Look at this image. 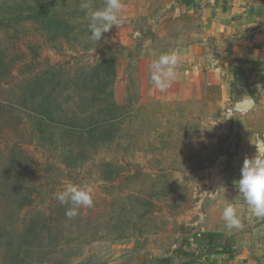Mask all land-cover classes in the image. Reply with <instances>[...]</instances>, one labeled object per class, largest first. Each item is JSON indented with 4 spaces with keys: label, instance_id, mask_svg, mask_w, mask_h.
I'll return each mask as SVG.
<instances>
[{
    "label": "rangeland",
    "instance_id": "374dc122",
    "mask_svg": "<svg viewBox=\"0 0 264 264\" xmlns=\"http://www.w3.org/2000/svg\"><path fill=\"white\" fill-rule=\"evenodd\" d=\"M84 2L105 0H0V264H227L228 237L264 264V218L234 183L264 152V107L207 94L209 0H122L98 43ZM170 51L161 92L150 65ZM67 182L94 188L72 218L55 195ZM209 232L222 244L205 247Z\"/></svg>",
    "mask_w": 264,
    "mask_h": 264
},
{
    "label": "crops",
    "instance_id": "0c3cea01",
    "mask_svg": "<svg viewBox=\"0 0 264 264\" xmlns=\"http://www.w3.org/2000/svg\"><path fill=\"white\" fill-rule=\"evenodd\" d=\"M209 2L213 48L217 54V65L212 72L218 81L208 83L207 94L227 96V100L232 98L235 110L241 113L250 112L258 106L257 103L264 107V69L256 67L255 70H251L253 61L264 62V0H209ZM234 68L245 69L246 78L244 85H236L233 94L231 71ZM225 74L227 84L223 86L220 85L219 79L221 75L225 77ZM223 81L225 82V78ZM247 92L255 104L249 111H244L242 108ZM204 239V246L207 248L222 244V238L212 241L206 237ZM229 240L228 237L227 248L219 249L221 254L227 255V264H259L250 256L243 255L245 253L234 252L235 250L228 245ZM226 250L227 252H224Z\"/></svg>",
    "mask_w": 264,
    "mask_h": 264
},
{
    "label": "clouds",
    "instance_id": "9594fccd",
    "mask_svg": "<svg viewBox=\"0 0 264 264\" xmlns=\"http://www.w3.org/2000/svg\"><path fill=\"white\" fill-rule=\"evenodd\" d=\"M81 8L89 10L88 29L91 33L89 39L97 43L113 27L119 29L125 20L122 0H105L104 6L97 10H91V3L84 2ZM178 68L179 57L175 51L161 54L150 65V79L154 87L161 92L166 91L177 79ZM234 183L238 185L239 195L243 197L252 215L264 218V152L257 149L254 156L245 158L241 168V178ZM93 192L94 188L90 184L81 186L67 182L64 190L55 195L60 203L71 205L65 214L72 218L78 214L79 208L93 207ZM222 219L229 230L241 227L234 204H229L223 209Z\"/></svg>",
    "mask_w": 264,
    "mask_h": 264
},
{
    "label": "trees",
    "instance_id": "16d2710c",
    "mask_svg": "<svg viewBox=\"0 0 264 264\" xmlns=\"http://www.w3.org/2000/svg\"><path fill=\"white\" fill-rule=\"evenodd\" d=\"M252 67L251 70H255L256 67H259L260 69H264V62H260V61H253L252 63ZM245 78H246V70L243 68H234L231 71V87H232V92L234 94V90L236 88V85H244L245 84ZM205 237L207 239H209V241H212L213 239H219L222 238L223 235L221 233H213V232H209L205 235ZM224 252H227L224 251Z\"/></svg>",
    "mask_w": 264,
    "mask_h": 264
},
{
    "label": "water",
    "instance_id": "95a60500",
    "mask_svg": "<svg viewBox=\"0 0 264 264\" xmlns=\"http://www.w3.org/2000/svg\"><path fill=\"white\" fill-rule=\"evenodd\" d=\"M250 98H251V100H250ZM243 104H244V107L242 109L244 111H249L251 109V107L255 104L254 100L252 99L251 95L248 92L246 93V97H245Z\"/></svg>",
    "mask_w": 264,
    "mask_h": 264
}]
</instances>
